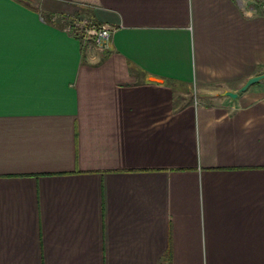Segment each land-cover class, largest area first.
Returning a JSON list of instances; mask_svg holds the SVG:
<instances>
[{
    "label": "crops",
    "instance_id": "obj_1",
    "mask_svg": "<svg viewBox=\"0 0 264 264\" xmlns=\"http://www.w3.org/2000/svg\"><path fill=\"white\" fill-rule=\"evenodd\" d=\"M263 72L258 0H0V264H264Z\"/></svg>",
    "mask_w": 264,
    "mask_h": 264
},
{
    "label": "built area",
    "instance_id": "obj_2",
    "mask_svg": "<svg viewBox=\"0 0 264 264\" xmlns=\"http://www.w3.org/2000/svg\"><path fill=\"white\" fill-rule=\"evenodd\" d=\"M258 2L261 8L264 10V0H258ZM80 21L75 22L73 28H70L73 33L82 37L83 39H93L100 47H105L107 45L112 33V27L110 25L104 23H95L88 20Z\"/></svg>",
    "mask_w": 264,
    "mask_h": 264
},
{
    "label": "water",
    "instance_id": "obj_3",
    "mask_svg": "<svg viewBox=\"0 0 264 264\" xmlns=\"http://www.w3.org/2000/svg\"><path fill=\"white\" fill-rule=\"evenodd\" d=\"M264 80V72L255 76L250 77L240 88L238 91L225 90L222 92V95H226L231 97L232 99H236L238 95L248 89L251 85L256 84Z\"/></svg>",
    "mask_w": 264,
    "mask_h": 264
},
{
    "label": "rangeland",
    "instance_id": "obj_4",
    "mask_svg": "<svg viewBox=\"0 0 264 264\" xmlns=\"http://www.w3.org/2000/svg\"><path fill=\"white\" fill-rule=\"evenodd\" d=\"M85 13H84V10H83V12H82V9H79V10H77L76 12H74V13H72V14H70V15H66V16H68L69 18H67V17H65V19H66V21L68 22L69 21V23H68V28H73V26H74V23L75 22H79L80 20H88V21H91V19L89 18V17H87L86 18V15H84ZM81 22V21H80ZM73 24V25H72ZM81 26V25H80ZM77 30H78V28H77ZM72 31V30H71Z\"/></svg>",
    "mask_w": 264,
    "mask_h": 264
}]
</instances>
